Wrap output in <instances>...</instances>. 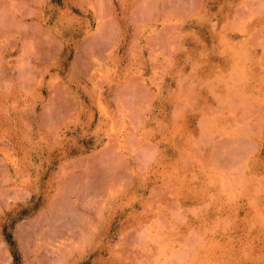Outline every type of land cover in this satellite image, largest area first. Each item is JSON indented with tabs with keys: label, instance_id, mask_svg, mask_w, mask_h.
<instances>
[{
	"label": "rangeland",
	"instance_id": "rangeland-1",
	"mask_svg": "<svg viewBox=\"0 0 264 264\" xmlns=\"http://www.w3.org/2000/svg\"><path fill=\"white\" fill-rule=\"evenodd\" d=\"M0 264H264V0H0Z\"/></svg>",
	"mask_w": 264,
	"mask_h": 264
}]
</instances>
